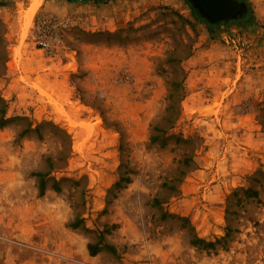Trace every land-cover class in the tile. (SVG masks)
<instances>
[{
  "label": "rangeland",
  "instance_id": "374dc122",
  "mask_svg": "<svg viewBox=\"0 0 264 264\" xmlns=\"http://www.w3.org/2000/svg\"><path fill=\"white\" fill-rule=\"evenodd\" d=\"M34 1L0 0V264H264V0Z\"/></svg>",
  "mask_w": 264,
  "mask_h": 264
},
{
  "label": "water",
  "instance_id": "95a60500",
  "mask_svg": "<svg viewBox=\"0 0 264 264\" xmlns=\"http://www.w3.org/2000/svg\"><path fill=\"white\" fill-rule=\"evenodd\" d=\"M200 15L211 23L238 19L246 10V4L239 0H188Z\"/></svg>",
  "mask_w": 264,
  "mask_h": 264
},
{
  "label": "bare ground",
  "instance_id": "6f19581e",
  "mask_svg": "<svg viewBox=\"0 0 264 264\" xmlns=\"http://www.w3.org/2000/svg\"><path fill=\"white\" fill-rule=\"evenodd\" d=\"M39 6H40V1L35 0L28 10V18H31L33 16V14L36 12Z\"/></svg>",
  "mask_w": 264,
  "mask_h": 264
},
{
  "label": "built area",
  "instance_id": "2783aa9c",
  "mask_svg": "<svg viewBox=\"0 0 264 264\" xmlns=\"http://www.w3.org/2000/svg\"><path fill=\"white\" fill-rule=\"evenodd\" d=\"M41 45H42V47L47 48V47L50 46V41H48V40L45 39L44 41L41 42Z\"/></svg>",
  "mask_w": 264,
  "mask_h": 264
},
{
  "label": "trees",
  "instance_id": "16d2710c",
  "mask_svg": "<svg viewBox=\"0 0 264 264\" xmlns=\"http://www.w3.org/2000/svg\"><path fill=\"white\" fill-rule=\"evenodd\" d=\"M190 3H191V2H190ZM191 5H192V4H191ZM192 6H193V5H192ZM193 7H194V6H193ZM194 8H195V7H194ZM195 9H196V8H195ZM89 248H90V250H93L91 246H90ZM93 252H94V251H93Z\"/></svg>",
  "mask_w": 264,
  "mask_h": 264
}]
</instances>
